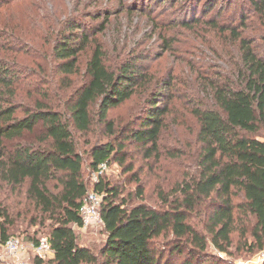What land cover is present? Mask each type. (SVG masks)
Listing matches in <instances>:
<instances>
[{
    "label": "trees",
    "instance_id": "1",
    "mask_svg": "<svg viewBox=\"0 0 264 264\" xmlns=\"http://www.w3.org/2000/svg\"><path fill=\"white\" fill-rule=\"evenodd\" d=\"M251 1L264 21V0ZM74 18L50 25L49 33L53 29L57 35L50 49L53 70L64 77L55 82V94L41 89L33 107L17 104L21 71L0 58V184L16 188L28 183V196L53 222L48 240L54 253L48 262L36 257L34 264H162L166 256L168 264H175L177 258L182 259L177 264H238L208 252L212 245L231 255L235 231L242 236L237 251L264 253V55L234 29L240 68L232 76L209 82L204 100L189 101L198 125V147L191 153L194 166L186 169L172 194L160 191L159 207L129 203L117 185L100 177L93 189L103 196L107 239L102 261L79 243L73 225L83 226L79 208L90 186L83 177L76 131H89L95 107L98 122L111 130L109 110L130 99L140 79L150 84L152 79L141 72L135 57L109 64L107 52L97 43L82 85L68 96L63 93L91 37ZM173 86L170 78L157 83L156 91L147 93L139 127L128 130V138L141 144L148 157L159 156L167 116L172 113L173 95L166 93ZM37 129L40 134L34 137ZM114 148L108 143L93 149V170L109 162ZM137 193L143 198L141 187ZM238 196L242 201L236 203ZM14 224L0 196L2 244L13 237ZM158 238L166 242L165 249Z\"/></svg>",
    "mask_w": 264,
    "mask_h": 264
},
{
    "label": "rangeland",
    "instance_id": "2",
    "mask_svg": "<svg viewBox=\"0 0 264 264\" xmlns=\"http://www.w3.org/2000/svg\"><path fill=\"white\" fill-rule=\"evenodd\" d=\"M68 17H75L91 37L79 54L77 72L69 76L70 87L63 90L67 96L85 80L87 63L97 43L107 52L109 64L116 66L135 57L141 72L152 79L151 84L140 79L131 98L109 110L111 130L98 122L95 107L89 131H76L84 159V180L94 188L96 170L91 165V153L95 147L111 143L115 148L101 177L117 185L121 197L129 203L159 207L160 191L172 194L186 169L194 166L198 125L189 112V101L204 100L203 90L209 82L232 76L240 68L239 42L234 41L232 29L252 41L264 55L263 18L251 0H0V58L15 63L16 71H21L17 104L33 107L41 89L57 92L55 82L64 75L53 70L50 49L57 35L53 29L49 31L51 24L55 26ZM24 47L30 51H18ZM168 78L174 84L166 93L173 95L172 113L167 116L159 156L148 157L141 144L128 138V130L139 127L147 93L156 91L155 85ZM39 134L37 129L33 136ZM28 186L25 183L13 188L2 183L0 196L15 220L12 236L29 246L23 259L34 264L35 247L41 238L48 237L53 222L30 199ZM139 187L144 191L143 198L138 197ZM241 201L239 196L235 199L236 203ZM73 227L79 243L102 261L107 239L103 224ZM241 238V232L233 233L231 255L218 252L212 245L208 252L238 264H263L264 253L251 255L236 250ZM156 241L161 249L167 247L163 238ZM50 259L47 255L45 262ZM168 259L166 256L162 264H168ZM3 260L12 259L0 241V263ZM181 262L180 258L174 261Z\"/></svg>",
    "mask_w": 264,
    "mask_h": 264
},
{
    "label": "built area",
    "instance_id": "3",
    "mask_svg": "<svg viewBox=\"0 0 264 264\" xmlns=\"http://www.w3.org/2000/svg\"><path fill=\"white\" fill-rule=\"evenodd\" d=\"M107 169V163L98 165L94 172V182H98L99 178ZM102 195L94 189H90L83 198L79 208V214L83 221L82 227L96 226L102 224ZM4 251L12 259L3 260L0 264H29L24 261L23 257L28 251V245L20 237H12L6 243L2 244ZM37 257L45 259L47 255H53L54 251L48 237L41 238L39 244L35 247Z\"/></svg>",
    "mask_w": 264,
    "mask_h": 264
}]
</instances>
